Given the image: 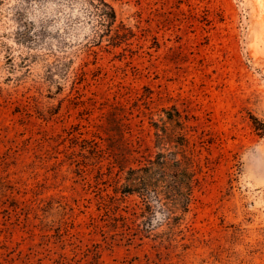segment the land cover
Instances as JSON below:
<instances>
[{"label":"rangeland","instance_id":"374dc122","mask_svg":"<svg viewBox=\"0 0 264 264\" xmlns=\"http://www.w3.org/2000/svg\"><path fill=\"white\" fill-rule=\"evenodd\" d=\"M106 2L0 0V264H264V0Z\"/></svg>","mask_w":264,"mask_h":264},{"label":"trees","instance_id":"16d2710c","mask_svg":"<svg viewBox=\"0 0 264 264\" xmlns=\"http://www.w3.org/2000/svg\"><path fill=\"white\" fill-rule=\"evenodd\" d=\"M88 5L91 12L99 18L100 24L104 25L109 34L113 31L114 34L110 36V42L113 46H119L127 42L131 32L127 30L124 24L119 23L115 26L117 15L114 8L106 2V0H83ZM125 31V32H124ZM164 162H150L148 165L139 166L137 168H129L126 173L127 185L124 187V194L137 195L140 199L139 209L141 214L147 213L149 216L153 213L154 206L152 202L158 204V209L170 214L169 206H165L162 202L163 198L174 199L180 196L182 200V208L185 212L188 208L192 186L188 188V193L181 195V177L184 169H177L176 174L172 175L174 182L166 179ZM192 180L190 177V184ZM164 191V192H163Z\"/></svg>","mask_w":264,"mask_h":264}]
</instances>
